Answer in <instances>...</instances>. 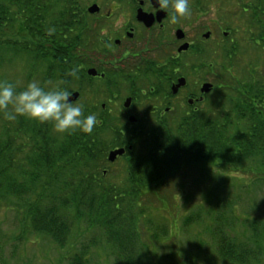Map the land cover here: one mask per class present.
<instances>
[{
    "label": "trees",
    "instance_id": "1",
    "mask_svg": "<svg viewBox=\"0 0 264 264\" xmlns=\"http://www.w3.org/2000/svg\"><path fill=\"white\" fill-rule=\"evenodd\" d=\"M84 5L79 0H0V67L13 60L10 53L22 55L31 61L33 69L36 65L43 68L42 82L52 81L69 92L78 90L80 101L85 91L82 82L97 79L87 74V68L96 66L109 80L107 92L112 97L108 68L94 63V57L107 46L102 41V24L88 21ZM260 46L264 48L263 36ZM256 67L250 66L251 72L238 81L235 95L228 99L230 112L222 115L220 111L217 117L210 102L209 111L194 122L148 125L146 131L124 133V126L112 124L109 107L84 104V114L95 113L98 118L90 134L79 130L55 133L51 123L23 119L22 130L16 127L15 131L29 135L33 152L21 157L18 155L25 146H14V133L7 131L9 120L0 114V201L18 197L14 203L23 208L27 223L48 234L60 247L65 246L74 220L85 219L89 226L101 230L104 244L111 254L113 249L118 255L117 264H141L144 244L138 236V209L147 192L163 191L173 175L195 166L209 173L211 169L219 176L224 172L239 174L249 165L264 169V74ZM72 68H78L77 76L68 74ZM222 83L218 81L214 90ZM143 133L151 143L144 158L131 162L126 158L125 182L106 184L104 168L109 164V151L130 144L134 138L140 144ZM134 143L132 149L126 145L128 154L135 153ZM258 179L264 184L263 173ZM57 181L61 187L55 185ZM19 197L26 201L20 202ZM227 210L231 213L232 209ZM200 219L201 214L194 211L185 222ZM223 219L231 225L232 218L225 215ZM258 230L255 242L262 252L264 224ZM161 233L165 236L167 230L162 228ZM214 233L222 258L237 264L251 262L243 244L227 230ZM98 242L100 245L102 241ZM83 257L74 256L71 264H88Z\"/></svg>",
    "mask_w": 264,
    "mask_h": 264
},
{
    "label": "rangeland",
    "instance_id": "2",
    "mask_svg": "<svg viewBox=\"0 0 264 264\" xmlns=\"http://www.w3.org/2000/svg\"><path fill=\"white\" fill-rule=\"evenodd\" d=\"M245 56V59L234 65L233 68L236 70L233 73L219 78L211 76L214 86L218 81L223 82L209 98V101L213 103L211 108H213L214 117L220 116V111L223 112L222 115L226 113V110L230 112L228 99L235 95V88L238 81L243 79V75L251 72L250 66L257 65L256 69L264 74L262 46L246 43ZM9 58L13 60L0 67V80L11 82L16 90H22L32 80L39 81L46 90L59 88L52 81L42 82L43 68L36 65L33 69L34 66L31 67L32 63L26 57L14 56L10 53ZM94 63L102 64V61L99 62L96 59ZM108 83L107 79H85L82 82L85 86L82 99L72 103L105 104L104 108L109 107L112 119V97L111 93L107 92ZM225 83H229L230 86ZM221 106H224V109L220 108ZM23 119L29 118L18 116L16 120L8 121L7 127L10 135L14 133L11 135L16 139L14 146H25L19 157L33 152V142H28L29 135L15 131L16 127L22 130ZM125 124L132 132L148 130V125L142 120L134 123L126 120ZM1 125L2 121H0V128ZM118 125L124 126V124ZM55 133L58 132L55 131ZM134 139L128 143L136 142L134 143L136 145L137 141ZM149 142V137L143 133V140L136 145L134 154L129 153L131 156L128 161L143 159L149 150L151 144ZM105 165L104 169L107 172L104 174V182L106 184L120 185L125 182L128 166H126V157H120L117 161ZM262 173L264 174V169L259 167L257 170L249 165L239 174L224 172L222 176H219L212 173L211 169L209 173L195 166L173 175L163 191L147 192L138 209L140 212L138 236L144 244L140 263L237 264L218 254L214 231L223 229L227 230L238 243L243 244L246 255L251 258L249 264H264V238L260 244L262 252L258 250L255 242L256 231L258 229L260 231L264 224V184L258 183V175ZM61 184V181L55 183L57 187H61ZM17 198L12 195V201H0V264H71V259L80 254H84L83 259L88 264H117L118 255L113 249L111 254L110 248L105 245L104 237L100 235L101 230L89 226L85 219L74 220L65 246L60 247L61 244L49 238L48 234L37 232L27 223L28 218L23 208L14 203ZM19 201L25 202L26 198L19 197ZM227 209H232L231 213ZM194 211L201 214L200 221L185 222L187 215L190 213L194 215ZM225 215L226 218H232L231 225L224 223ZM71 219H73L72 216ZM162 228L167 230V235L164 236L161 233ZM156 233L158 236L155 237ZM98 241H102L101 246L98 245ZM253 252L256 253L253 254Z\"/></svg>",
    "mask_w": 264,
    "mask_h": 264
},
{
    "label": "flooded vegetation",
    "instance_id": "3",
    "mask_svg": "<svg viewBox=\"0 0 264 264\" xmlns=\"http://www.w3.org/2000/svg\"><path fill=\"white\" fill-rule=\"evenodd\" d=\"M79 1L88 21L102 24L107 46L94 60L109 70L112 124H124V133L132 116L147 125L194 122L211 106L215 86L204 92L203 85L233 73L246 57L245 44L259 46L264 37V0H190L191 15L176 23L155 0ZM92 5L97 11H89ZM126 145L112 149L126 150L115 161L131 156L133 146Z\"/></svg>",
    "mask_w": 264,
    "mask_h": 264
},
{
    "label": "clouds",
    "instance_id": "4",
    "mask_svg": "<svg viewBox=\"0 0 264 264\" xmlns=\"http://www.w3.org/2000/svg\"><path fill=\"white\" fill-rule=\"evenodd\" d=\"M155 4L157 10L169 14L171 23L191 15L190 0H155ZM68 74L77 76L78 68L70 69ZM70 96L68 90H46L37 80L30 81L20 91L11 82L0 80V114L9 121L25 116L41 123L48 122L58 133L79 130L90 134L98 123L97 115H85L83 106L72 103Z\"/></svg>",
    "mask_w": 264,
    "mask_h": 264
},
{
    "label": "water",
    "instance_id": "5",
    "mask_svg": "<svg viewBox=\"0 0 264 264\" xmlns=\"http://www.w3.org/2000/svg\"><path fill=\"white\" fill-rule=\"evenodd\" d=\"M89 11L90 12L97 11V6L96 5H92L91 7H89ZM87 73L89 75H91V76L98 75V71L94 67L89 68L87 70ZM183 83H184V79L183 78L179 79V83L176 85V88H179ZM212 87H213V84L206 83V84L203 85L202 91L208 92V91L211 90ZM176 88H174V90H176ZM79 96H80V93L78 91H76V92L71 93V96L69 97V99L71 100V102H73V101H76L79 98ZM130 121L131 122H136V118L132 116V117H130ZM124 152H125V148H117V149L111 150L109 152V154H108V160L110 162H112V161H114L117 158V156L124 154Z\"/></svg>",
    "mask_w": 264,
    "mask_h": 264
}]
</instances>
